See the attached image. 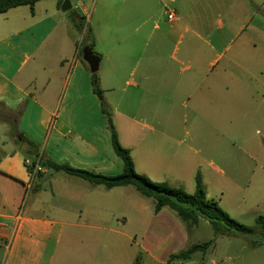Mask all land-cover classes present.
I'll return each mask as SVG.
<instances>
[{"label": "crops", "instance_id": "1", "mask_svg": "<svg viewBox=\"0 0 264 264\" xmlns=\"http://www.w3.org/2000/svg\"><path fill=\"white\" fill-rule=\"evenodd\" d=\"M63 3L0 13V103L22 111L20 131L44 159L109 177L124 169L79 56L80 19L92 30L106 103L139 174L194 193L198 155L226 161L233 125L264 122V0H103L112 19L95 22L86 19L90 0H71L67 12ZM9 134L0 132L2 264H137L140 254L141 264H219L205 257L209 249L169 263L195 245L192 233L172 211L155 213L134 186L107 189L41 169L31 187L26 146Z\"/></svg>", "mask_w": 264, "mask_h": 264}, {"label": "rangeland", "instance_id": "2", "mask_svg": "<svg viewBox=\"0 0 264 264\" xmlns=\"http://www.w3.org/2000/svg\"><path fill=\"white\" fill-rule=\"evenodd\" d=\"M94 1L95 3H93ZM116 2L119 3V0ZM102 5L103 0H90L87 6L89 14L86 18L87 22L91 20L95 22L99 14L106 20L112 19L111 14L107 15L102 11ZM79 13L81 12L79 11ZM163 18L165 19L167 16H163ZM87 25L89 26L84 22V26L88 28ZM174 45L175 43L168 45L163 53L171 55ZM94 52L97 54L99 50L94 48ZM161 63H163L162 60L158 62V65L160 66ZM9 118L12 117L8 111L0 108V121L3 119L6 121ZM10 128L4 121L0 122L2 135L8 131L11 132ZM179 139L181 140V137ZM230 139L234 141L233 155L226 161H220L219 157H213L204 152L200 153L198 155L200 170L197 173L202 177L207 197L217 201L233 219L250 228L251 236L258 239L260 233L255 221L259 215H264V122L234 124ZM184 142L185 147L192 146L190 139L187 138ZM195 148L199 150L197 147ZM25 156L27 157V155ZM32 179L29 183L31 187L40 182L38 176H34ZM30 189L25 194V203L32 195ZM186 189L189 190V187L186 186ZM202 221L192 229L191 240L193 244H203L215 240L205 255L209 261L214 259L219 264H264V245L253 248L249 240L244 237H215L211 225L206 220ZM1 253L0 264L3 263ZM201 256H203L202 253H197L194 260L200 259Z\"/></svg>", "mask_w": 264, "mask_h": 264}, {"label": "trees", "instance_id": "3", "mask_svg": "<svg viewBox=\"0 0 264 264\" xmlns=\"http://www.w3.org/2000/svg\"><path fill=\"white\" fill-rule=\"evenodd\" d=\"M39 1L40 0H0V13L7 12L10 9L20 6L28 5L33 7ZM76 24L78 30L83 33V40L79 44V56L82 57V50L85 46H89L92 52L96 54L94 52L95 41L91 28L88 27L87 30H84L85 26L81 19ZM90 81L93 92L100 100L101 112L106 121L107 131L114 152L124 162L123 172L120 175L109 177L89 171L74 169L69 165H59L53 161L44 159L40 153L39 145L23 135L19 130L22 111L19 110L13 112L7 109L12 118L7 119L6 121L3 119V121L11 127L10 133L12 137L17 138L16 142L21 138V143L26 146V155L28 157L26 160H29L32 163L31 166H27L30 173L37 165H39L41 169L50 170L56 173L62 172L70 176L81 178L91 184L104 186L107 189L134 186L141 195L153 200L155 213H159L163 209L172 211L185 225L189 233L199 224L200 220H206L213 228L215 237H244L249 240V243L253 248H258L264 245V215H259L256 218V227L259 230L260 237L258 239L253 238L251 236L252 230L250 228L233 219L221 208L217 201L207 197L206 189L200 174H197L196 176V190L192 194L186 192L181 187H173L167 183H157L147 176L139 174L136 171L130 150L123 147L120 142L111 111L106 103L105 93L101 87L99 72L91 73ZM0 108H5L3 103H0ZM40 175L41 171H38L36 176ZM214 242L215 240L213 239L203 244L192 245L177 254L171 255L168 262L189 261L197 252L206 253ZM141 263L142 258L140 254L137 258V264Z\"/></svg>", "mask_w": 264, "mask_h": 264}, {"label": "water", "instance_id": "4", "mask_svg": "<svg viewBox=\"0 0 264 264\" xmlns=\"http://www.w3.org/2000/svg\"><path fill=\"white\" fill-rule=\"evenodd\" d=\"M63 12H67L72 9L71 0H64V3L61 7ZM83 60L87 63L89 66V70L91 73H97L100 70V64H101V57L94 54L89 46H85L82 50Z\"/></svg>", "mask_w": 264, "mask_h": 264}, {"label": "built area", "instance_id": "5", "mask_svg": "<svg viewBox=\"0 0 264 264\" xmlns=\"http://www.w3.org/2000/svg\"><path fill=\"white\" fill-rule=\"evenodd\" d=\"M175 18H176V17H175V14H174L173 12H170V13L168 14V19H169L170 21L175 20ZM25 164H26L27 166H31L32 163H31V161L26 160ZM38 171H41V168L39 167V165H37V166L33 169V171L31 172L32 177L36 176V174H37Z\"/></svg>", "mask_w": 264, "mask_h": 264}]
</instances>
